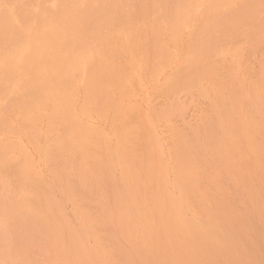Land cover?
Masks as SVG:
<instances>
[{
	"label": "bare ground",
	"instance_id": "obj_1",
	"mask_svg": "<svg viewBox=\"0 0 264 264\" xmlns=\"http://www.w3.org/2000/svg\"><path fill=\"white\" fill-rule=\"evenodd\" d=\"M240 43L264 47V0H0V264H264V57ZM182 93L210 102L187 132Z\"/></svg>",
	"mask_w": 264,
	"mask_h": 264
},
{
	"label": "rangeland",
	"instance_id": "obj_2",
	"mask_svg": "<svg viewBox=\"0 0 264 264\" xmlns=\"http://www.w3.org/2000/svg\"><path fill=\"white\" fill-rule=\"evenodd\" d=\"M208 1H211V0H208ZM215 1H216V0H215ZM213 2H214V1H213ZM211 3H212V2H211ZM242 42H244V40H243ZM242 42H241V43H242ZM245 42H246V41H245ZM241 43H240V44H241ZM246 43H248V42H246ZM243 44H244V43H243ZM240 46H241V50H242V52H244V51L247 50V49H246V50H243L244 47H245V48L248 47V50H247V51H249V49H250V48H249L250 46H249V45L247 46V44H246V46H245V44H244V45L241 44ZM243 46H244V47H243ZM262 47H263V44H262ZM262 47H261V49L258 48L259 51H257L258 49L256 50L258 54H257L255 51H253V54L251 53V51H249L250 54H247V55L244 56V58H246V59H244V60H246L247 66H248V61H249V60H251V61H249V63L254 61V62L252 63V65L254 64L253 66H250L251 64H249V66H248V67H251V68L253 67V69H250V70H257V72H259L258 69L260 68V66H258V62L260 63V61H258V62H256V61L259 60L258 58H260V57H262V56L264 57V52H262V51H264V47H263V48H262ZM250 50H251V49H250ZM260 50H261V51H260ZM261 52H262V54H261ZM246 53H247V52H244V54H246ZM259 53H260V54H259ZM242 54H243V53H242ZM248 55H249V58H251L252 55H253V58H252L253 60H252V59H249L248 57H246V56H248ZM230 56H231V55H229L228 57H230ZM250 56H251V57H250ZM255 56H256V57H255ZM257 56H260V57H257ZM226 57H227V56H226ZM228 57L225 58V59H228V60H229ZM263 57H262V58H263ZM233 58H234V57H233V54H232V58H231L232 61H234V59H235V58H234V59H233ZM241 59H243V57H242ZM247 59H248V61H247ZM254 59H255V60H254ZM263 59H264V58H263ZM263 59H260V60H263ZM231 60H230L229 62H231ZM244 60H242V61H244ZM223 61H224V59H223ZM225 62H226V60H225ZM225 62H222L223 65L226 64V63L228 64V61H227L226 63H225ZM244 62H245V61H244ZM244 62L242 63L241 70H242V69L245 70V69L247 68L246 63H245V65H244ZM261 62H262V61H261ZM231 63H232V62H231ZM231 63H229V65H232ZM243 65H244V68H245V66H246L245 69L242 68ZM255 65H256V66H255ZM259 65H260V64H259ZM224 66H225V65H224ZM226 66H227V65H226ZM254 67H255V68H254ZM258 67H259V68H258ZM227 68L229 69V68H231V66H230V67L227 66ZM227 68L225 67V69H227ZM221 69H222V65H221L220 70H221ZM228 69H227V70H228ZM247 69L249 70V68H247ZM170 70H171V69H170ZM170 70H169V69H166L164 73H161V74H160V76H157V78L155 77L156 79H159L160 81L157 80V82H155V81H154V80H156L155 78H154V80L151 78V81H154V83H152V82H147V80H146V81H143V82L149 83V84H148L149 86H147V84H145V83H143V82H142V83L145 84V86H144L142 83L139 84V86H142V87H143V86H144V87L147 86V87H148V90L145 89V88L142 89V88L140 87V89L138 90L139 93H137V90L135 91V95H136V93H137V97L134 96V98H133V99H134V102H137L136 100H138V102H137L138 104H140L139 100H142L143 97L146 98V99L143 98L144 100L141 101V102L143 103V104H141V106L138 105L137 103H135V104L137 105V107L139 106L138 108H141V107L144 108V106H145L144 110H143L142 108L140 109V110H143V111H142V113L144 112L143 114H146V113H147V110H148L147 107L150 105L149 103H151V105H153V106L155 105L154 107H155V109H157L158 111H160V108H161V110H162L163 105L166 104V103H165L166 100L171 101L170 103H173V102H172L173 100H171V98L173 99L174 95H172V97H169L170 100L167 98V99H165V101H164V98H163V97L160 96V98H158V96H156V100H155L156 103L146 102L147 98H151V97H146V96H149V95H147V94H150V91H151V92L154 91L153 93H154L155 95H156L157 93H159V92H155V88H156V87L154 86V84L157 85V84L159 83V85H158L159 88L157 87V90L159 89V91H160V87H161L160 84H162V83H160V82H162V80H164L165 77H167V76H165V75H167V73H168ZM222 70H223V69H222ZM222 70H221V71H222ZM227 70H226V71H227ZM243 70H242V73H243ZM248 70H247V71H248ZM250 70H249V71H250ZM226 71H225V72H226ZM247 71H244V72H247ZM170 72H171V71H170ZM170 72H169V74H170ZM252 72H253V71H252ZM255 72H256V71H255ZM255 72H254V73H255ZM257 72H256V75H258ZM165 73H166V74H165ZM248 73H249V72H248ZM163 74H164V79H162V78H163ZM244 74L247 75L246 73H244ZM250 74H251V71H250V73H249L248 75L250 76ZM161 75H162V76H161ZM248 75H247V76H248ZM252 75H253V78H256V77L254 76L255 74L252 73V74H251V77H252ZM161 77H162V78H161ZM160 78H161V79H160ZM148 81H150V80H148ZM164 83H165V81H164ZM151 84H152V85H151ZM150 85H151V86H150ZM163 85H164V84H163ZM163 85H162L161 88L164 87ZM139 86H138V87H139ZM152 86L155 87L154 90H151ZM136 89H138V88H136ZM141 89H142V90H141ZM149 89H150V90H149ZM157 90H156V91H157ZM142 91H143L144 95H142V94H143ZM146 91H147V92H146ZM148 91H149V92H148ZM162 91H163V90H161V93H160V94H161L162 96H163V94H165V96H166L167 94H166V93H162ZM140 92H141L142 94H141ZM163 92H164V91H163ZM146 93H147V94H146ZM182 94H183V93H182ZM186 94H187V93H186ZM194 94H195V93H193V95L191 94V98H192V96H193V100H194V102H191L192 104H190V101H191V100H190V99H191V98H190V93L187 94V95H184V94H183V96H182L181 94H179V95H181V97H185V96H186V97H187V99H186L187 101L185 100L184 103H186V104L189 103L191 106H190L189 104L187 105V106H189V108L186 106L187 108H185V109H187V110H184V112H185V116H184L183 113H180V115H183V116H182V119H183V120L180 119L181 117H180V118H179V117L177 118V115H175V114H174V115H175L174 118L176 117L177 119H176V118L174 119V118L172 117V118H173V121H174V120H176V121L178 120V122H176V121L173 122L172 119L170 118L171 120H169V122H170V121H171V123L173 122L174 125H176V126L178 127V128L176 127L178 130H179V127H180V130H182V131H183V130L186 131V129L189 130L188 127H189L190 125H193V128L197 127V126L199 125V123H198L197 125H195V123H196L197 121L201 120V119H199V118H202L203 116H205V115L202 116V112H201V111L205 110L206 108L209 109V108H208V105H209L210 102L208 101V99H207V102H209V103H207L206 101L204 102V101H203L204 99H202V98L200 99L199 96H197V94H196L195 96H197L198 98H197V97H195V98H197V99H199V100H202V101L196 100V99L194 98ZM138 95H139L140 97H141V95H142V97L140 98ZM150 95H153V94H150ZM179 95H178V99H179ZM168 96H169V95H168ZM138 97H139L140 99H139ZM153 97H155V96H153ZM186 97H185V98H186ZM162 98H163V99H162ZM175 98H176V95H175ZM189 98H190V99H189ZM133 99H132V102H133ZM180 99H182V98H180ZM149 100H150V99H149ZM149 100H148V101H149ZM151 100L153 101V99H151ZM193 100H192V101H193ZM205 100H206V98H205ZM195 101H196V103H195ZM134 102H133V104H134ZM145 102H146L148 105H147ZM174 102H176L175 99H174ZM144 103H145V104H144ZM160 103H161V104H160ZM167 103H168V102H167ZM177 103L180 104V103H182V102H180V100H179V102H177ZM177 103H176L175 105H177ZM158 104H159V105H158ZM168 104H169V103H168ZM186 104H184V105H186ZM195 104H197V106H196ZM203 104H204V105H203ZM205 104H206V105H205ZM207 104H208V105H207ZM143 105H144V106H143ZM166 105H167V104H166ZM171 105H172V104H171ZM193 105H194V106H193ZM146 106H147V107H146ZM153 106H150V107H153ZM200 106H201V107H200ZM150 107H149V109H150ZM156 107H157V108H156ZM164 107H165V106H164ZM181 107L184 108V106L179 105V108H181ZM191 107H192V108H191ZM197 107H198V109H197ZM166 108H167V107H166ZM166 108H164V109H166ZM170 108H171V106H170ZM183 108H182V109H183ZM145 109H146V110H145ZM153 109H154V108H153ZM164 109H163V110H164ZM182 109H180L181 112H182ZM150 111L152 112L151 109H150ZM153 111H154V110H153ZM208 111H209V110H208ZM208 111L205 110L206 113H207ZM163 112H164V111H163ZM148 113H150V112H148ZM154 113H155V112H154ZM154 113H152V114L150 113V114L153 116ZM161 113H162V112H161ZM161 113H158V112H157L156 115H161ZM206 113H205V114H206ZM176 114H178V113H176ZM189 114H190V115H189ZM203 114H204V112H203ZM156 115H154L153 117L151 116L152 119H153ZM180 115H179V116H180ZM170 116H171V115H170ZM170 116H169V117H170ZM156 117H157V116H156ZM190 117H191V118H190ZM93 118H95V117H93ZM93 118H92V119H93ZM158 118H159V119H158ZM160 118L163 119V117H157V119H158L157 122H156L155 118L152 120V121H155V122H156V125H154V128H155V129L153 128V132H152V129H151L150 132L153 133V134H156V133H154V132L157 131L158 135H160L159 137H162V138H163V139H162V138L160 139L161 142H162V144H163V150L166 152V154H168V152L165 150L166 148H165L164 146L167 145V148H168V147H170V145H168V143H169V142L171 143V142L174 141V140L172 141V138H173V137H172V135H170V134H172L173 132L170 133L171 130H170V128H169V124H168L169 122H168V123L165 122L166 120L161 121L162 119H160ZM165 118H167V117H165ZM167 119H168V118H167ZM179 119H180V120H179ZM185 119H186V120H185ZM85 120H86V122H88V123H90V124H91V123H94V124H96L98 127H100V123H101V121H100V122H97V121H98L97 118H96V119H93V120H91V118H90V119H87V118H86ZM88 120H89V121H88ZM159 120H160V123H158ZM167 121H168V120H167ZM180 121H182V123H181ZM155 122H153V124H155ZM164 122H165L166 124H165ZM184 122H185V123H186V122H187V123L190 122V125L188 126V125L186 124L188 127H187V126L185 127V126H183V123H184ZM97 123H99V124H97ZM171 123H170V126H171V127L173 126V127H172V130H174V129L177 130V129L174 127V125H172ZM153 124H152V125H153ZM96 125H95V126H96ZM152 125H151V126H152ZM157 125H158V126H157ZM160 125H161V126H160ZM178 125H179V126H178ZM93 126H94V125H93ZM97 126H96V127H97ZM102 126H103V128L106 126L105 129H108L107 124H105V123H103V122L101 123V127H102ZM181 127H182V129H181ZM184 127H185L186 129H183ZM150 128H151V127H150ZM163 128H164V129H163ZM173 128H174V129H173ZM189 128H192V126H190ZM168 129H169V131H167ZM154 130H155V131H154ZM160 130H161V131H160ZM162 130H163V131H162ZM175 130H174V131H175ZM161 132H162V133H161ZM186 132H187V131H186ZM188 132H189V131H188ZM174 135H175V134H174ZM3 136H4V135H3ZM3 136H1V137H3ZM149 136H150V135H149ZM1 137H0V138H1ZM5 138H7V140L11 139L10 137H7V136H5L4 139H5ZM1 139H2V138H1ZM173 139H174V138H173ZM5 140H6V139H5ZM163 140H165V141L163 142ZM28 144H29V143H28ZM28 144L26 143L25 145L28 146ZM171 145H173V143H172ZM27 146H26V147H27ZM29 146H30V147H29L30 149L27 148V150L30 151V152L33 154V153L35 152L34 149H33V147L31 148V145H30V144H29ZM32 149H33V150H32ZM169 149H170V148H168L167 150L169 151ZM34 154H35V155H34ZM34 154H33V155H34L35 157H38L37 154H36V152H35ZM42 166H43V168H44V165H42ZM41 168H42V167H41ZM44 171H46L45 168L43 169V173H44ZM45 174H47V173L45 172ZM0 188H1V187H0ZM1 189H3V188H1ZM0 191L2 192V190H0ZM4 192H5V191H4ZM70 206H71V205H69L68 208H70ZM71 209H72V208H71ZM71 209H70L68 212H71ZM69 214H70V213H69ZM70 215H71V219H73V215H72V213H71ZM73 220H74V219H73Z\"/></svg>",
	"mask_w": 264,
	"mask_h": 264
}]
</instances>
